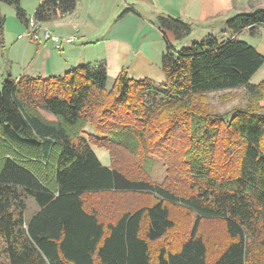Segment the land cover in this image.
I'll return each instance as SVG.
<instances>
[{
  "label": "trees",
  "instance_id": "trees-1",
  "mask_svg": "<svg viewBox=\"0 0 264 264\" xmlns=\"http://www.w3.org/2000/svg\"><path fill=\"white\" fill-rule=\"evenodd\" d=\"M0 4L27 25L19 0ZM75 6L42 0L33 18L44 27ZM4 23L0 15V50ZM159 25L175 41L191 32L177 19ZM224 25L232 36H254L264 9ZM263 64L247 43L209 35L179 50L166 43L156 85L121 72L108 89L102 65L0 82V264H264V109L216 117L192 104L238 88L264 101V80L251 83ZM94 149L108 153L109 166ZM149 154L166 166L160 184L149 177ZM175 173L182 185L169 183H179ZM26 198L37 207L27 221ZM212 221L226 239L211 258L201 229ZM171 234L181 237L175 246L167 244Z\"/></svg>",
  "mask_w": 264,
  "mask_h": 264
},
{
  "label": "crops",
  "instance_id": "crops-1",
  "mask_svg": "<svg viewBox=\"0 0 264 264\" xmlns=\"http://www.w3.org/2000/svg\"><path fill=\"white\" fill-rule=\"evenodd\" d=\"M32 1L31 8H28L22 6L19 0L26 18L27 12L30 11L33 14L42 0ZM244 1L76 0L72 13L44 24V27L59 38L61 43L56 45L52 41L34 42L17 38V40L25 39L27 43L18 47L19 62L17 57L10 56L17 54L16 51L12 53L13 45H10L7 72L2 77L3 80L6 78L18 80L20 77L46 79L61 76L76 65H102L106 71L108 89L121 72H125L128 78L133 80L146 76L143 79L153 82L154 79L150 75L157 71L160 80L154 82L161 83L164 77L160 69V60L166 43H171L176 50H179L209 35L219 40L231 38L239 40L242 34L247 33V30L232 36L225 29V21L238 14L264 9V6L260 7V2L264 0H250L245 3L246 5ZM13 13L15 17V10ZM14 17L13 19L9 17L10 26L5 20L3 35L6 27L7 30L14 29L18 34L21 32L20 28L26 29V26ZM168 18L177 19L189 25L191 28L189 36L175 41L172 33L162 31L159 21ZM70 37L74 38L72 42H62V39ZM221 37L224 38L220 39ZM30 42L34 44V47L30 45ZM245 43L263 56L264 52L260 51L256 44L251 41ZM8 64H16L19 68L9 70ZM257 74L264 76V64L253 78Z\"/></svg>",
  "mask_w": 264,
  "mask_h": 264
},
{
  "label": "rangeland",
  "instance_id": "rangeland-1",
  "mask_svg": "<svg viewBox=\"0 0 264 264\" xmlns=\"http://www.w3.org/2000/svg\"><path fill=\"white\" fill-rule=\"evenodd\" d=\"M247 1L250 0H245L244 1V5H246L245 3H247ZM252 1V0H251ZM22 2V6H27L28 8H31V5L33 3L32 0H21ZM264 6V1L260 2V7ZM0 9H1V16L5 17V20H7L8 26H10V20L9 17H14V7H10L7 6L5 4H1L0 5ZM9 13V14H8ZM12 13V14H10ZM8 14V15H7ZM15 18V17H14ZM27 19H34L33 18V14L30 13V11L27 12ZM21 32L19 34H25L26 29L24 27L20 28ZM4 35H3V48L0 50V82L3 81V74L5 75L7 72V63H9L8 61V49L10 47V45H13L12 48V53L14 51H16L17 54H11L10 56L12 58L17 57L18 62L20 61L19 58V50L18 47L19 45H22L24 43H27L25 41V39L22 40H17V36L19 35L14 29H9L4 31ZM224 37H221L220 39H223ZM243 42H253L254 44H256L258 46V49L262 52H264V26H260L257 30L256 35L254 36H250L248 33L246 34H242L240 36V39ZM31 46L34 44L32 42H30ZM36 45V44H35ZM263 57H264V53H263ZM8 69L9 70H17L19 67L16 64H8ZM152 76L154 79V81L160 80V75L158 74L157 71H154ZM144 77H138V78H134L135 80H139V79H143ZM257 77V78H256ZM254 80L251 82L252 84H258L259 82H256L258 80H264V76L259 74H257V76H255L253 78ZM153 84H159L157 82H154ZM194 103V106H196L197 108H199L197 111L200 112H204L207 115H214L216 117H226L228 115H231L233 112H237L240 110H246V109H264V101L261 97H253L250 94L247 93V91H245L244 88H238V89H234V90H225V91H219V92H214V93H209L206 94L204 96H200V97H196L194 98V100L192 101V104ZM31 105L33 107H35V110L38 114H40V116L47 120V121H55L54 118L44 112L43 110H41V108H39V106H34V104L31 102ZM264 112V111H262ZM227 120V119H226ZM84 133H92L91 127L89 125H86V127L84 128ZM178 139L174 138L171 143H177ZM96 156L99 158V160L101 161L102 164H104V166H109V157H108V153L105 150H99V149H94ZM169 152H167L166 155H168ZM152 161L153 164L151 165V167L148 168L149 173H150V179L157 184H160L166 177V166L164 165V161L158 157L157 155H152ZM137 157V156H135ZM124 160L128 161V162H124L129 163L130 168L132 167V162H131V158H129V156H127V154L123 157ZM139 164H143L145 165V161L143 159H139V156L137 157L136 160ZM132 164V165H131ZM175 175L179 178V183L176 181H169V183L173 184L174 186H179L183 184V178H180V174L175 173ZM123 199H129V201H136L135 197H130V196H125L122 197ZM137 198V202H148L151 204L152 199L149 200L148 197L146 196H136ZM91 198L90 197H85V201L90 202ZM96 200V198H95ZM25 202V213H24V218L25 221H27L36 211H37V207L34 204V201L30 198H26L24 199ZM175 212L179 213L177 210H175ZM204 233V235H206V239L207 242L209 244V250L211 253V258L214 256V254L217 252V250L219 248H221L223 246V244H225V235L224 232L222 231V225L218 222V221H212L209 222L208 224L205 223L202 226L201 229ZM181 237L178 234H171L169 236V238L167 239V244H171L173 246H175L177 243H179ZM226 239V238H225Z\"/></svg>",
  "mask_w": 264,
  "mask_h": 264
},
{
  "label": "built area",
  "instance_id": "built-area-1",
  "mask_svg": "<svg viewBox=\"0 0 264 264\" xmlns=\"http://www.w3.org/2000/svg\"><path fill=\"white\" fill-rule=\"evenodd\" d=\"M18 39L25 38L28 41L40 42L44 41H52L55 42L56 45H59L61 41L55 35H53L47 28L43 27L41 23H38L34 19H29L26 25L25 34L19 35ZM73 37L62 39V42L70 43L73 41Z\"/></svg>",
  "mask_w": 264,
  "mask_h": 264
}]
</instances>
